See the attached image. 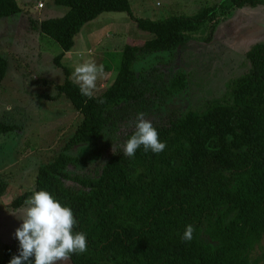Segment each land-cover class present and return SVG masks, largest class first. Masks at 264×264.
Returning <instances> with one entry per match:
<instances>
[{
	"label": "trees",
	"instance_id": "obj_1",
	"mask_svg": "<svg viewBox=\"0 0 264 264\" xmlns=\"http://www.w3.org/2000/svg\"><path fill=\"white\" fill-rule=\"evenodd\" d=\"M54 3L69 11L37 26L60 45L57 65L84 25L103 13H127L151 38L125 46L114 82L91 99L80 93L65 70L59 95L70 100L81 121L64 149L40 165L34 186L11 207L20 209L39 190L70 206L77 220L75 231L87 236V251L71 255V264H260L251 255L264 240V43L246 53L244 72L226 84L224 95L208 100L202 110L189 109L168 124L154 126L166 143L164 151L157 154L141 146L128 157L120 145L105 163L82 175L69 172L78 162L68 152L75 147L81 153L101 152L103 141H116L121 126L144 108L150 97L140 89L135 69L139 53L152 48L171 51L205 32L209 42L221 16L264 6V0H224L194 15L163 20L136 17L130 0ZM20 12L17 0H0V21ZM7 70V59L0 54V84ZM185 87L180 75L168 93ZM17 128L0 120V135ZM6 188L0 181V195ZM188 224L196 231L185 242L181 237ZM18 254L16 238L4 246L0 264H10Z\"/></svg>",
	"mask_w": 264,
	"mask_h": 264
},
{
	"label": "rangeland",
	"instance_id": "obj_2",
	"mask_svg": "<svg viewBox=\"0 0 264 264\" xmlns=\"http://www.w3.org/2000/svg\"><path fill=\"white\" fill-rule=\"evenodd\" d=\"M224 0H130L138 18L163 20L173 15H194L203 6ZM21 12L0 21V54L8 62L7 75L0 84V120L17 125L10 133L0 135V181L7 184L0 195V257L6 244H12L15 231L22 224L17 216L26 205L13 209V200L30 190L40 165L62 151L81 121L70 100L59 95L58 87L66 80V69L74 81V68L87 60L104 66L95 93L115 80L116 68L125 46L144 43L151 37L141 33L127 13H103L84 25L75 37V44L61 60L57 41L41 33L37 22L62 17L69 8L54 0H17ZM44 8H39L40 4ZM208 32L197 34L191 42L174 50L149 49L139 53L135 69L140 89L153 100H145L143 109L153 125L168 124L189 109L202 110L205 103L224 95L226 84L245 70L246 53L264 43V6L236 9L221 16L211 41ZM183 75L186 87L169 94L172 81ZM135 115L119 132L116 141L102 144L101 152H68L77 158L69 167L72 175L90 173L101 166L124 137L135 129ZM129 124L132 126L129 127ZM86 152V153H85ZM73 188L76 184L69 182ZM252 258L264 264V240L253 251ZM63 264H71L70 260Z\"/></svg>",
	"mask_w": 264,
	"mask_h": 264
},
{
	"label": "clouds",
	"instance_id": "obj_3",
	"mask_svg": "<svg viewBox=\"0 0 264 264\" xmlns=\"http://www.w3.org/2000/svg\"><path fill=\"white\" fill-rule=\"evenodd\" d=\"M103 75L104 66L94 60L79 63L72 73L80 93L90 99ZM141 146L144 151L157 154L166 148V143L159 139L158 130L143 112L138 113L135 131L122 145L124 156H135ZM25 205L23 214L17 216L22 224L15 231L19 254L12 257L10 264H33L32 258L34 264H63L71 255L87 251L86 233L75 231L77 220L70 206L62 204L47 190L35 191ZM195 231L192 224L186 225L181 239L191 241Z\"/></svg>",
	"mask_w": 264,
	"mask_h": 264
},
{
	"label": "built area",
	"instance_id": "obj_4",
	"mask_svg": "<svg viewBox=\"0 0 264 264\" xmlns=\"http://www.w3.org/2000/svg\"><path fill=\"white\" fill-rule=\"evenodd\" d=\"M38 7L39 8H44V5L41 3Z\"/></svg>",
	"mask_w": 264,
	"mask_h": 264
}]
</instances>
